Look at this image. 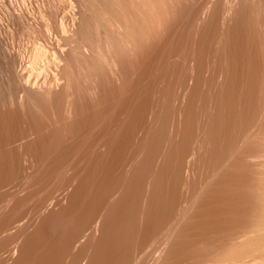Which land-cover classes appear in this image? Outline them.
<instances>
[{
	"label": "rangeland",
	"instance_id": "374dc122",
	"mask_svg": "<svg viewBox=\"0 0 264 264\" xmlns=\"http://www.w3.org/2000/svg\"><path fill=\"white\" fill-rule=\"evenodd\" d=\"M36 1L38 3V9L47 5V0ZM57 1L58 3L59 1H61L60 3L62 4L68 0ZM83 1V4L86 5V9L83 12L85 13L88 31L85 38L81 40L77 38V41L71 44L73 47H76L77 44H81L82 47H84L83 49L87 48L90 51H94L96 49L97 41L95 37V29L97 28L99 30L101 36H103L104 30V28L100 24V14L97 8H101L102 10H104L107 19L111 20V22H113L114 20L117 21V19L120 17V9L122 13H125L126 18L128 17V14H132L134 19H137L138 23L142 24L141 16L134 13L131 9L128 8V6L126 5V0ZM179 1L181 3H185L188 1L187 4L189 3V6L186 5V3L181 5L179 3L178 6L181 7V10L180 8L178 9V6H176L177 8H175V10L177 9V11H174L175 13H173L172 15L175 20L177 19V21H181L182 23L180 22L179 24L177 21V23L174 22V19L170 16V18L172 19L169 20L167 24L169 23V26H174L169 27L166 24L164 26V29L156 30L158 33L162 32V36H160L161 33L158 34L156 32L157 35L155 37V40H153L155 42H152L157 46L153 47L152 45L153 48L151 49V42L148 47L145 48L146 50L144 49V54L142 53L143 57L139 56V58L141 57L142 59H138L139 63L135 62L139 70L137 68L135 70L136 65H133L134 67L132 66V68L130 66L126 67H129L128 69L130 70H133V68L135 70L131 71L133 72L131 75V72H129L130 70L126 69L128 70L126 74L129 72L132 77L128 74L127 76L130 78L129 79L127 76L125 77V74L123 75V77L126 81L122 80L121 83L119 82L123 85L126 82L125 87H127V93L125 87L121 86L119 83V85L115 83L116 86L118 85V90L116 88L115 92L112 91L114 93L111 94L107 91L110 89L109 87L114 86L115 88V85H107L105 91L107 90L106 92L109 94V96L108 94L104 95L106 97L108 96L109 99L107 97V99L105 100V97H101L104 98L100 99L98 103L101 107L97 103L91 104L90 107H85L83 111L86 112L81 111L82 114L79 113V117H75L76 120L78 119V121H76L75 118H72L73 121L70 120V123H67L69 125H67L68 127H64L60 122L53 123L54 121L46 116H43V118L40 119V115H35V117L33 115H30L29 117L32 119L31 120L28 117L29 114L26 115L27 117H25V114L27 113L24 114L20 111L21 114H24L22 117V115L19 114V110H13L9 106H7V108L6 105L0 103V111H2L0 112V264H173L175 263V261V264H197V261H202V259L204 261L206 259L204 255L209 254L207 253V250L210 249L209 245L212 246L215 244L213 241L218 244V242H221L223 239L225 240L227 234L224 235L225 232H223L222 230H224L225 228L226 230L224 231L227 232L230 228H233L232 226L228 225L227 221L229 222V224H233V226L235 227L234 222L236 221H234V219H232L231 221V217L229 215L227 216L228 211L224 212V210L229 209L230 211L232 207H229L233 206L234 201L236 202L233 195L234 193H231L234 191L233 186L236 177L238 180L242 175V173L240 175V172L243 170L238 172L240 169L236 171L235 168H227L226 166H229L230 163V166L234 167L236 165L234 163H237L238 158V162L243 160L244 155L240 153L241 150L242 153L243 151L248 150V152H256L258 150V152H260L258 162L262 165V170H264V0H261V2H259L260 0H233V2L231 3V5L233 6L232 15L230 13L229 16L226 15L224 9L226 8L225 2L228 0H194V2L196 1L195 4H197V2H200L198 3L199 6L198 4L197 6L192 5L194 2L192 1L191 4L190 0ZM71 2L74 3L73 1ZM190 4L191 6L196 8H191ZM209 4H212V9H210L211 7H209L208 10H205V7ZM75 5L77 4L75 3ZM182 5H184V8L187 7L186 11L188 8L191 9H188L189 12L187 11V13L185 11V13H183L184 15L181 13V16V14H179V10L180 12H183V10H185L184 8L182 10ZM250 5L255 7V9L253 7L252 8L256 13L248 12V9L251 7ZM200 6H202L200 10L205 11L204 15H200V13H198V11L200 10L197 7ZM193 9L197 10L195 12L196 15L199 14L202 17H195V15L193 14L194 12L192 13ZM210 10L212 12H210ZM223 11L224 13L222 14ZM213 12H215V14ZM177 14L180 15L179 18H176L178 17ZM192 15L197 18V20L199 18V20L197 22H194L196 20H194L195 18ZM186 16H189L193 22L188 17L186 18ZM171 21H173L174 24H171ZM190 21L191 25H189ZM168 28L174 29L170 31V29ZM165 29H168V32L170 33H165L167 32L165 31ZM178 32H181V34H179ZM190 32H193L194 34ZM163 33L166 35L164 36ZM189 35H191V37ZM18 37L20 38V48L23 52L27 50V48L32 47L33 40L29 35H23L19 33ZM157 37L159 38L158 40H162L159 42H164L160 47L158 46L160 44L156 42ZM162 37L164 38V40ZM181 37H183V41ZM168 38L170 39V41L168 40ZM164 44L165 46L167 44L169 46L165 47ZM174 46L176 47V49L174 48ZM147 48L152 51L153 49L154 51L156 50L157 53H155L156 55L158 54L159 57L155 56V54L151 51H147ZM159 48H162V50ZM158 49L161 50V52L159 51L160 53H158ZM178 50L180 53L178 52ZM145 51L148 52V54L151 52L150 54H152L153 58L151 57V59H149L150 55H147ZM173 55L174 57H172ZM165 56L166 59H164ZM157 59L160 61H158ZM167 59L168 61H166ZM192 59L194 61L196 59L195 63L197 65L195 68V63ZM146 61H148L149 63ZM151 62H153L154 65ZM146 63H148L147 65L149 66H146ZM177 63L178 65H180L178 66ZM141 64H144L145 67ZM138 66L141 68H139ZM160 66L162 67L160 68ZM149 68L152 70H150ZM199 69L201 70L199 71ZM148 72L151 73V75ZM153 72L155 73L153 74ZM196 72L199 74V77L195 76ZM134 73H136V75ZM139 73L145 75L141 76V74ZM176 74H178V77ZM139 76L142 77V79L140 78L139 80L138 78L137 80V77ZM159 76H162V78ZM192 76H195L193 77V79L198 78L197 86L195 85L194 81L193 83L191 82L189 84V82L191 81V79L189 78H192ZM134 81H136L137 83H134ZM132 84H136L137 86H133ZM193 85H195L196 87L194 88ZM119 86L122 87V90H120L121 87ZM147 86L150 87V89ZM137 88H139V90ZM111 89L109 90L110 92ZM195 90H197V92ZM124 91L125 94H127L126 96H124ZM141 91L143 92L142 94ZM128 93L133 94L131 95ZM176 93L178 96L176 95ZM195 94H198V96H195ZM190 95H192L193 98H191L192 96L190 97ZM118 96L120 98H117ZM144 97L146 101L144 100ZM193 99H195L194 102ZM129 100L131 102H129ZM113 101L115 103L117 102V105ZM119 103H121L120 106ZM92 105H96L95 108ZM3 107H6L7 112ZM105 107L106 109H104ZM90 108H92V110ZM99 108L100 110H98ZM113 108L116 109L114 110ZM90 110L91 112L93 111L94 114L87 113L90 112ZM12 111H14L15 113ZM100 111L102 115L105 114L106 116L104 117V115H100ZM113 111L114 113H112ZM131 112L132 115H130ZM249 112L251 113L249 114ZM4 113H7L8 115ZM16 113L18 114L16 115ZM85 113L86 115H84ZM95 113L96 115H98L96 116ZM15 115L18 116L19 119ZM12 116L14 118H12ZM80 116L81 118H83L81 119ZM93 116L95 118L99 117L97 118L98 121H96ZM180 116L183 118L181 119ZM113 117L115 118L113 119ZM24 119L27 121L26 123ZM44 119L48 120L49 122ZM168 119L169 123L167 122ZM10 120L12 121L10 122ZM41 120L42 122L43 120L45 122L42 123ZM80 120L85 121L81 122ZM136 120L138 121V124ZM180 120L185 122V124L184 122L180 123L187 128H183V125H180ZM143 121L144 123H142ZM177 121L179 123V126H177L176 124ZM8 122L11 124H9ZM36 122L38 125L36 124ZM99 122L101 123V125H99ZM116 122H118L119 125ZM148 122L150 123V125ZM48 123H51V127H55L56 125V130L52 127L54 131L63 133L59 134V136L58 132H56V134L53 131L51 132V127L48 126ZM107 123L109 124L107 125ZM39 124L42 126H40ZM105 124L107 125V127ZM131 124L133 125L131 126ZM169 124L172 129L170 126H168ZM26 125H28V127H26ZM71 125L77 126L75 130ZM34 126L40 127H36L38 129L37 130L36 128H34ZM44 126L46 127V129L50 128V133L48 130L45 131L46 129ZM58 127H62L63 129H65L63 130ZM84 127L86 128V130ZM30 128H32L31 131L35 129L34 131L37 134L35 132H31ZM99 128L102 130H100ZM105 128L106 130L104 131ZM181 128L183 132L180 130ZM68 130L71 131L69 132ZM179 130L183 133V136H180L181 133H179ZM82 131L83 133H81ZM23 132L26 135L23 134ZM13 133L14 135H12ZM44 133L47 134L45 135ZM51 133L54 134H52L51 136ZM21 134H23L24 137L23 135L21 136ZM88 134L92 137H90ZM169 134L171 135V137ZM228 134L230 136H227ZM237 134L238 136H240L237 137ZM17 136H20L21 138L23 137L24 139L22 138L23 140H21V138ZM29 136H31V138H28ZM69 136L71 137L69 138ZM76 136L81 139L79 140V138H76ZM117 136L118 138H116ZM248 136L249 139L246 138ZM167 137H169L170 139ZM180 137H183V139H180ZM18 138L20 142L17 141ZM94 138L95 140H93ZM146 138L150 140H147ZM49 139L51 143L49 142ZM61 139L63 140L61 141ZM88 139H90L91 141ZM235 139L237 141H235ZM58 140L62 142V145ZM22 141H24V145ZM40 141H43V143H41ZM201 141L202 143L200 144ZM54 142L56 143L55 145H53ZM178 142L182 144L179 145ZM185 142L186 146L188 145L191 147L187 146V148L185 146ZM7 143L9 144L7 145ZM101 143L104 145H102ZM41 144H43V146ZM97 144L100 145V148ZM225 144L226 149L228 150L225 149ZM58 145L60 147V150L62 149L61 151H59V148H57ZM88 145L95 146H92L91 148V146L89 147ZM47 146L49 149L46 148ZM71 146H73L74 148H72ZM177 146L179 147L177 148ZM195 146L196 148H199V146L200 148H202L196 150V152L198 151V154L196 155L197 159L193 164V174L189 175L190 177H186L185 175L182 177V174L180 172H183V160H181V154L184 151L183 149L190 151L191 148H194ZM210 146L212 147L210 148ZM242 148H247V150H243ZM52 149H55L56 151H53ZM82 149H85V151H83ZM74 151H78L80 153L77 154ZM46 152L48 153L46 154ZM101 152H103V154ZM224 152L227 154H225ZM86 153L88 154L86 155ZM44 154L46 155L44 156ZM169 154H172V156H174L173 158H170V161L172 159H175V161H177L174 162L173 160V165L171 164L172 161L171 163H167L169 162ZM179 154V160L181 161V163H179L180 161H178ZM237 155L242 156V160ZM169 157H171V155ZM235 157L237 158V160ZM227 159L229 160V162L226 166H223V162H225ZM230 160L235 162L233 163ZM232 163L234 166L232 165ZM175 164L177 165V167ZM210 164H213V166H210ZM175 168L179 171L175 170ZM244 171L248 172L247 169H244ZM230 172H234L236 173L235 175H239L235 177L234 174H229ZM246 173L244 172L241 177L245 176ZM167 174L169 175V177L171 175V177H175L174 180L172 178V180L175 182H171V177L169 178ZM202 177L204 179H202ZM223 177H225L226 179ZM179 179L180 181H183V184L182 182L179 183ZM181 179H184L185 181ZM197 180L199 181L198 183ZM226 180L228 181V184ZM169 181L172 186L170 185ZM213 181L215 182L213 183ZM221 182H223L222 185H220ZM239 182L240 180L237 181L236 184H238ZM184 184L187 186H184ZM218 184L220 186H218ZM169 186L173 188H170ZM227 186H230L229 188L233 190L231 191ZM183 188L186 191L182 192ZM195 190L198 191H196L197 195L199 194L196 199H194ZM214 190L216 192H213ZM217 193H219L218 197ZM228 193H230L229 196ZM187 194L189 197L187 196ZM168 195L171 196V198ZM172 195L174 196L172 197ZM163 196H165L166 199ZM190 196H192L193 198H191ZM215 196L217 197V199H215ZM163 198L166 201H163ZM168 198L171 200H169ZM186 199L191 201V209H188V211H186V214H184L185 212L183 211L184 213L182 214L185 218H179V215H182L180 213V209L182 207L180 205L183 204L181 201H185ZM198 200H201V203H203L204 205H200V202ZM222 200H225L226 203ZM169 201H172L173 203H170ZM176 201L180 202L177 204ZM228 201L230 202V204L228 203ZM166 202H169L167 206ZM222 204H224L223 207ZM216 210H223V213L225 214H222V212L220 213V211L217 212ZM205 214H207L208 217ZM215 214H217L219 218ZM190 215L192 216V218H190ZM213 215H215L216 218H214ZM205 217H207L206 221ZM202 218L204 220H202ZM196 219H199L200 221ZM219 219H221L222 222ZM165 222H169L167 223L169 226L167 224L165 225ZM209 222L210 225H208ZM223 222L227 223V228L223 227L225 225ZM187 223L189 225H187ZM202 224H205L204 227ZM188 226L192 228L189 227L188 229H186L185 227ZM210 227L214 228L211 229ZM216 227L220 228L222 232ZM205 230L209 233L210 231L214 233L217 230L218 232H215L217 234V237L215 236V233L209 234ZM198 231L201 232H199L198 234ZM207 235H209L208 237L210 238V240ZM187 236H189V238H192L193 241L191 239H187ZM205 237H207V239ZM213 238H216L217 240L218 238L219 240L221 238L222 239L221 241H217L216 239L213 240ZM198 240L200 241L198 242ZM188 241H190V243ZM209 241L211 243L213 242L214 244H209ZM170 242L172 243V245ZM181 243L183 244V246ZM200 243L206 245L202 246ZM207 243L209 244L208 246ZM178 244L180 245V247ZM186 246L188 247L186 248ZM205 246L209 248H206ZM204 247L206 250L203 249ZM199 248H201L204 252L206 251L205 254ZM196 251L197 253H199L197 254ZM172 252H175V256ZM210 255L211 254H209V256ZM191 256L194 258H190ZM201 256H203L205 259L201 258ZM198 257L200 258V260ZM243 264H264V250L262 252H252L245 259V262Z\"/></svg>",
	"mask_w": 264,
	"mask_h": 264
},
{
	"label": "bare ground",
	"instance_id": "6f19581e",
	"mask_svg": "<svg viewBox=\"0 0 264 264\" xmlns=\"http://www.w3.org/2000/svg\"><path fill=\"white\" fill-rule=\"evenodd\" d=\"M71 1H73L74 3H72ZM68 0V1H65L64 3H60L61 1H58L57 0H47V5L45 7H40V9H38V3L36 0H0V103L1 104H4L7 106H9L10 108H12L13 110H19V114L20 111L23 112L25 114V117H27L26 115H28V117L30 115H33L35 117V115H40V119L43 118V116L45 117H48V118H51L53 121V123H56V122H60L61 124H63L64 127H66L68 124L67 123H70L69 121H73L72 118L74 119L76 116L79 117V113L82 112H86V111H83L85 107L89 106L91 104H95V103H99L100 99H104V98H101V97H105V100L107 99V97L109 96V93L113 94L117 88V86L123 81H126L123 77V75L126 74V72L130 69L126 68L127 66H130L132 68L133 65H136L135 66V70L137 68V64L136 63H139L138 62V59L141 60L139 58V56H142L143 57V54H144V49L146 47H148V45L153 41L155 40V37L157 35V31L156 30H159V29H164V26L167 24V22H169V20H171L172 18L174 19V22L177 21V19L175 20L174 17H172L173 13H175L174 11H177V9L175 10V8H177L176 6L180 5L181 4H187V2L185 3H181L179 0H126V5L128 6L129 9H131L134 13L138 14L141 16V23L142 24H139L137 19H134L133 15L132 14H128V17L126 18L125 17V13H122L119 9V13H120V17L116 20H114L113 22H111V20H108L107 19V16L106 14L104 13V10H102L101 8H97L99 10V14H100V24L101 26L104 28L103 30V36L100 35V32L99 30L96 28L95 29V37H96V41H97V45H96V49L94 51H90L89 49L85 48L83 49L84 47H82L81 44H77L76 47H73L71 44L72 43H75L77 41V38L79 40L83 39L86 37V33L88 31V28H87V22H86V18H85V13L83 12L85 9H86V5L83 4L84 1L83 0ZM179 1V2H178ZM183 1V0H182ZM194 2V0H190V3L191 2ZM197 1V0H196ZM196 1L192 4V5H196L200 2H197ZM199 1V0H198ZM236 1V0H235ZM233 2V0H228L225 2L226 4V8L225 9V13L226 15H232V8L233 6L231 5V3ZM254 2V1H253ZM261 2V0L259 1ZM75 3L77 5H75ZM235 3V2H234ZM190 4V6H191ZM252 4V2H251ZM185 5V7H186ZM184 5H182V10H183V7ZM189 6V5H188ZM199 6V4H198ZM224 6V5H223ZM251 7L248 9L249 13H253L255 12L253 10V8L255 9V7H253L252 5H250ZM193 6H191L192 8ZM202 6L200 7H197L199 10ZM209 7H211L210 9H212V4H209L208 6L205 7V10H208ZM253 7V8H252ZM180 8L181 10V7L178 6V9ZM187 8V7H186ZM186 8H184L185 10H183V12H180L179 10V14H183L185 13L186 11ZM191 8H188V9H191ZM194 9L196 7H193ZM187 9V11H188ZM192 11V13L196 16H200V15H204L205 11L203 10H200L198 11V13H200V15H196V11L197 10H194ZM186 11V13H187ZM215 11V10H214ZM222 11V10H221ZM189 12V11H188ZM210 12H212L210 10ZM216 12V11H215ZM215 12H213L215 14ZM178 13V12H177ZM191 13V12H190ZM189 13V15H190ZM224 13V11L222 12V14ZM256 13V12H255ZM181 14V16H182ZM184 15V14H183ZM187 15V14H186ZM225 15V14H224ZM170 16L172 18H170ZM178 17L176 18H179L180 15L177 14ZM193 16V15H192ZM191 16V17H192ZM184 17V16H183ZM189 18L191 19L189 16H186V18ZM194 17V16H193ZM194 17V18H195ZM202 17V16H200ZM213 18V17H212ZM188 19V21H189ZM226 19V18H225ZM180 20V19H178ZM194 22H197L199 20H197V18H195ZM201 20V19H200ZM212 20V19H211ZM210 20V21H211ZM187 21V20H186ZM192 21V19H191ZM191 21H190V24L191 25ZM173 21H171V24H174ZM179 24L180 22L177 21ZM176 22V23H177ZM193 22V21H192ZM182 23V22H181ZM185 23V22H184ZM169 24V23H168ZM167 24V26H169ZM177 24V25H179ZM196 24V23H195ZM176 25V24H175ZM198 25V24H197ZM166 26V27H167ZM174 25H170L169 27H173ZM183 26V24H182ZM176 27V26H175ZM179 27V26H177ZM186 27V26H185ZM181 28V27H180ZM190 28V27H189ZM194 28H197V27H194ZM170 29V28H168ZM168 29H165V33H170L168 32ZM174 29V28H171L170 31ZM192 30V29H191ZM189 30V31H191ZM162 31V30H160ZM180 31V30H179ZM157 32V33H156ZM199 32V31H198ZM21 33L23 35L27 34L29 35L32 40H33V43H32V47H29L27 48V50H25L24 52L21 50L20 48V38L18 37V34ZM160 36H162V32H159L158 34H160ZM179 33V32H178ZM190 33H193V32H190ZM200 33V32H199ZM198 33V34H199ZM181 34V32L179 33ZM194 34V33H193ZM163 35L165 36L166 34L163 33ZM200 35V34H199ZM163 36V37H164ZM183 36V35H182ZM191 37V35H189ZM159 37V36H158ZM156 38L157 40L159 38ZM162 37V38H163ZM168 37V35H167ZM186 37V36H185ZM184 37V38H185ZM188 37V35H187ZM189 37V39H190ZM161 38V37H160ZM170 38V36H169ZM168 38V40L170 41V39ZM183 37H181L182 39ZM193 38V37H192ZM179 39V38H178ZM156 42L159 43L160 45H158L159 47L161 46V42L159 41H162L161 39L158 40ZM164 40V38H163ZM167 40V39H166ZM183 41V39H182ZM198 41V40H197ZM155 42V41H153ZM152 42L151 44V49L154 47V46H157V45H154ZM167 43V42H166ZM169 43V42H168ZM200 43V41H199ZM185 44V43H183ZM153 45V47H152ZM192 45V44H191ZM198 45V44H197ZM163 46V45H162ZM165 46V44H164ZM166 46H169L168 44ZM165 46V47H166ZM195 46V45H194ZM149 47V49H150ZM179 47V46H178ZM181 47V46H180ZM193 47V46H192ZM198 47V46H197ZM174 48L176 49V47L174 46ZM186 48V47H185ZM148 49V48H147ZM147 50V51H151L152 53L155 54V56L159 57L158 54L156 55V50L153 51L152 50ZM162 50V48H159ZM158 49V53L161 52V50ZM164 49V48H163ZM170 49V48H169ZM173 49V48H172ZM178 49V48H177ZM181 49V48H180ZM146 50V49H145ZM174 50V49H173ZM160 51V52H159ZM165 51V50H164ZM163 51V52H164ZM176 51V50H174ZM182 51V50H181ZM192 51V50H191ZM146 52V51H145ZM150 52V53H151ZM156 52V53H155ZM170 52V51H168ZM177 52V51H176ZM179 52V50H178ZM195 52V51H194ZM143 53V54H142ZM147 55H150L149 56V59H151V57L153 58L152 54H148V52H146ZM145 53V54H146ZM166 53V52H165ZM174 53V52H173ZM171 53V54H173ZM180 53V52H179ZM191 53V52H190ZM198 53V52H197ZM196 53V54H197ZM175 54V53H174ZM160 55V54H159ZM179 55V54H178ZM146 56V55H145ZM161 56V55H160ZM163 56V55H162ZM176 56V55H175ZM193 56V55H192ZM199 56V54H198ZM147 57V56H146ZM174 57V55L172 56ZM169 58V57H168ZM181 58V57H180ZM191 58V57H189ZM144 59V58H143ZM166 59V56L165 58ZM137 60V61H136ZM148 60V59H147ZM158 60V59H157ZM173 60V59H172ZM183 60V58H182ZM186 60V59H185ZM191 60V59H190ZM193 60V59H192ZM150 61V60H149ZM155 61V60H153ZM160 61V60H158ZM164 61V60H162ZM161 61V62H162ZM168 61V59L166 60ZM171 61V60H169ZM174 61V60H173ZM177 61V60H176ZM179 61V59H178ZM196 61V59H195ZM195 61L193 60V62L195 63ZM143 62V60H142ZM148 62V61H146ZM184 62V61H183ZM149 63V62H148ZM148 63H146L145 65L146 66H149L147 65ZM153 63V62H151ZM165 63V62H163ZM139 65V64H138ZM142 65V64H141ZM154 65V63H153ZM162 65V64H161ZM178 65V63H177ZM180 65V64H179ZM178 65V66H179ZM196 63H195V66L194 68L196 67ZM144 66V64L142 65ZM151 66V65H150ZM199 66V65H198ZM197 66V67H198ZM134 67V66H133ZM139 67V66H138ZM145 67V66H144ZM158 67V66H157ZM162 66H160L161 68ZM164 67V66H163ZM176 67V65H175ZM141 68V67H139ZM178 68V67H177ZM193 68V69H194ZM128 69V70H126ZM138 69V68H137ZM150 69V68H149ZM157 69V68H156ZM168 69V68H167ZM166 69V70H167ZM173 69V68H171ZM170 69V71H171ZM192 69V70H193ZM197 69V68H196ZM134 68L133 70H130L129 72L131 71H135ZM139 70V69H138ZM152 70V69H150ZM155 70V69H154ZM181 70V69H180ZM201 69H199L200 71ZM149 71V70H148ZM163 71V70H162ZM160 71V72H162ZM176 71V70H175ZM178 71V70H177ZM196 71V70H195ZM129 72L125 75V77L129 74ZM138 72V71H137ZM150 72V71H149ZM148 72V73H149ZM158 72V73H160ZM198 72V70H197ZM196 72V75L195 76H198L199 77V74ZM133 72H131V75H132ZM147 73V72H146ZM155 72H153L154 74ZM171 73V72H169ZM173 73V71H172ZM195 73V72H194ZM201 73V72H199ZM136 75V73H134ZM141 74V76L143 75L142 73H139ZM151 75V73H149ZM167 74V73H166ZM175 74V73H174ZM198 74V75H197ZM130 75V74H129ZM130 75V76H131ZM138 75V74H137ZM145 75V74H144ZM143 75V76H144ZM159 75V74H158ZM177 77H178V74H176ZM149 76V75H147ZM195 76H192V78H189L191 79V81L189 82V84L193 81L195 83V85L197 86V81H198V78L196 79H193V77ZM128 77V76H127ZM132 77V76H131ZM154 77V76H153ZM162 78V76H159ZM165 77V76H164ZM201 77V76H200ZM129 78V77H128ZM127 78V80H128ZM140 80V78L142 79V77H137V80ZM144 78V77H143ZM152 78V77H151ZM130 79V78H129ZM134 79V78H133ZM149 79V78H148ZM146 79V80H148ZM157 79V77H156ZM188 79V78H187ZM200 79V78H199ZM145 80V81H146ZM166 80V79H164ZM133 81V80H132ZM152 81V80H151ZM180 81V80H179ZM189 81V80H188ZM196 81V82H195ZM200 81V80H199ZM120 82V83H119ZM136 81H134L135 83ZM144 82V81H142ZM149 82V81H148ZM118 84L117 86L115 85ZM126 83V82H125ZM125 83L124 85L123 84H120L121 86L125 87ZM137 83V82H136ZM141 83V82H139ZM154 83V82H153ZM111 84L115 85V88L114 86H112ZM179 84V83H178ZM201 84V83H200ZM107 85H110L112 87H109L111 89V92L108 90L105 91ZM127 85V84H126ZM131 85V83H130ZM129 85V87H130ZM133 86H135L134 84H132ZM144 85V84H143ZM146 85V84H145ZM152 85V84H150ZM195 85L194 88L196 87ZM119 86V87H121ZM137 86V85H136ZM149 86V85H148ZM147 86V87H148ZM184 86V85H182ZM132 87V86H131ZM145 87V86H144ZM178 87V86H177ZM200 87V86H199ZM127 87H125V90H126ZM150 89V87H148ZM193 88V90H194ZM132 89V88H130ZM135 89V88H134ZM139 90V88H137ZM136 89V90H137ZM148 89V90H149ZM177 89V88H176ZM184 89V88H183ZM187 89V88H185ZM118 90V88H117ZM122 90V87L121 89ZM141 90V89H140ZM147 90V91H148ZM182 90V89H181ZM114 91V92H112ZM128 90H126V93H127ZM144 91V90H143ZM190 91V90H189ZM197 92V90H195ZM194 91V92H195ZM199 91H200V88H199ZM120 92V91H119ZM123 92V91H122ZM137 92V91H136ZM135 92V93H136ZM181 92V91H180ZM185 92V91H184ZM188 92V91H187ZM193 92V93H194ZM118 93V92H117ZM143 92L141 91V94ZM183 93V92H182ZM104 94H108V96L106 97ZM119 94V93H118ZM124 94H125V91H124ZM128 94H131V93H128ZM133 94V93H132ZM131 94V95H132ZM192 94V93H191ZM115 95V94H114ZM121 95V94H120ZM127 94H125L124 96H126ZM135 95V94H134ZM133 95V96H134ZM144 95V94H143ZM177 95V93H176ZM198 96V94H195V96ZM132 96V97H133ZM138 96V95H137ZM136 96V98H137ZM178 96V95H177ZM181 96V95H180ZM183 96V95H182ZM192 95H190L191 97ZM111 97V96H110ZM131 97V98H132ZM176 97V96H175ZM174 97V98H175ZM113 98V97H112ZM117 98H120L119 96ZM134 98V97H133ZM132 98V99H133ZM193 98V96L191 97ZM109 99V97H108ZM111 99V98H110ZM177 99V98H176ZM104 100V101H105ZM123 100V99H122ZM144 100H145V97H144ZM189 100V99H188ZM195 99H193V102H194ZM102 101V100H101ZM103 101V102H104ZM108 101V100H107ZM112 101V100H111ZM118 101V99H117ZM128 101V100H127ZM135 101V100H134ZM146 101V100H145ZM183 101V100H182ZM114 102V101H113ZM129 102H131L129 100ZM106 103V102H105ZM115 103V102H114ZM113 103V104H114ZM117 103V102H116ZM115 103V104H116ZM122 103V102H121ZM119 103V106L120 104ZM175 103V102H174ZM178 103V102H177ZM101 104V103H100ZM108 104V103H107ZM125 104V103H124ZM185 104V103H184ZM183 104V105H184ZM187 104V103H186ZM3 105V106H4ZM99 105V104H98ZM117 105V104H116ZM123 105V104H122ZM132 105V104H131ZM147 105V104H146ZM175 105V104H174ZM93 106V105H92ZM91 106V107H92ZM96 105H94L93 107L95 108ZM100 106V105H99ZM98 106V107H99ZM103 106V105H102ZM114 106V105H113ZM112 106V107H113ZM127 106V105H126ZM148 106V105H147ZM181 106V105H180ZM2 107V106H1ZM6 107L4 108V110L6 111ZM101 107V106H100ZM104 107V106H103ZM128 107V106H127ZM173 107V106H172ZM8 108V107H7ZM9 108V109H10ZM111 108V107H110ZM184 108V107H182ZM89 109V108H88ZM92 110V108H90ZM106 109V107L104 108ZM114 109V108H113ZM116 109V108H115ZM114 109V110H115ZM123 109V108H122ZM129 109V108H128ZM127 109V110H128ZM177 109V108H176ZM87 112V113H93V111L91 112ZM96 110V109H95ZM100 110V108L98 109ZM102 110V109H101ZM109 110V109H108ZM107 110V111H108ZM179 110V109H178ZM191 110V109H190ZM189 110V111H190ZM3 111V112H5ZM111 111V110H110ZM117 111V110H116ZM2 112V111H0ZM7 112V111H6ZM14 112V111H12ZM95 112V111H94ZM104 112V111H103ZM172 112V111H171ZM15 113V112H14ZM21 114L22 117L24 114ZM98 113V112H97ZM111 113V112H109ZM114 113V111L112 112ZM123 113V112H122ZM126 113V112H125ZM129 113V112H128ZM140 113V112H139ZM142 113V111H141ZM149 113V112H148ZM147 113V114H148ZM177 113V112H176ZM179 113V112H178ZM251 112H249L250 114ZM6 115H8L7 113H4ZM18 113H16L17 115ZM82 114V113H81ZM94 114V113H93ZM99 114V113H98ZM97 114V115H98ZM116 114V113H115ZM180 114V113H179ZM1 115V114H0ZM12 115V113H11ZM14 115V114H13ZM15 115V116H16ZM86 115V113L84 114ZM96 115V113H95ZM94 115V116H95ZM96 115V116H97ZM100 115L101 114V111H100ZM104 117L106 116L105 114H103ZM102 115V116H103ZM126 115V114H125ZM132 115V112L131 114ZM139 115V114H137ZM248 115V114H247ZM10 116V115H9ZM89 116V115H88ZM93 116V117H94ZM113 116V115H112ZM2 117V116H1ZM5 117V115H4ZM8 117V116H7ZM6 117V118H7ZM18 117V116H16ZM21 117V116H20ZM32 117V116H31ZM109 117V116H108ZM111 117V116H110ZM126 117V116H125ZM131 117V116H130ZM138 117V116H137ZM145 117V116H144ZM181 117V116H180ZM247 117V116H246ZM12 118H14L12 116ZM11 118V119H12ZM30 118V117H29ZM38 118V117H36ZM47 118V119H48ZM81 118V116H80ZM83 118V117H82ZM81 118V119H82ZM89 118V117H88ZM95 118V117H94ZM99 118V117H97ZM96 119V121H98ZM103 118V117H102ZM115 117H113L114 119ZM117 118V117H116ZM132 118V117H131ZM140 118V117H139ZM142 118V117H141ZM183 117H181L182 119ZM3 119V118H1ZM8 119V118H7ZM6 119V120H7ZM17 119V118H16ZM19 119V117H18ZM17 119V120H18ZM26 119V118H25ZM24 119L25 123L27 122L26 120ZM28 119V118H27ZM31 119V118H30ZM29 119V120H30ZM107 119V118H106ZM105 119V120H106ZM126 119V118H125ZM134 119V117H133ZM179 119V118H178ZM249 119V118H248ZM5 120V118H4ZM23 120V119H22ZM28 120V121H29ZM32 120V119H31ZM38 120V119H37ZM46 120V119H44ZM43 120V122H45ZM50 120V119H49ZM76 120V118H75ZM74 120V121H75ZM102 120V119H100ZM120 120V119H119ZM118 120V121H119ZM128 120V119H127ZM144 120V119H142ZM147 120V119H146ZM173 120V119H172ZM176 120V118H175ZM185 120V119H183ZM12 120H10L11 122ZM13 121H16V120H13ZM19 121V120H18ZM39 121V120H38ZM47 122H49L48 120H46ZM78 121V119L76 120ZM81 121V120H80ZM83 121V120H82ZM81 121V122H82ZM85 121V120H84ZM83 121V122H84ZM87 121V120H86ZM94 121V120H93ZM108 121V120H107ZM135 121V120H134ZM137 121V120H136ZM3 122V121H2ZM20 122V121H19ZM35 122V120H34ZM42 122V120H41ZM42 122V123H43ZM51 122V123H52ZM104 122V121H103ZM150 122V121H149ZM148 122V123H149ZM167 122L169 123V119L167 120ZM175 122V121H174ZM173 122V123H174ZM180 122H184L182 120L179 121ZM4 123V122H3ZM6 123V122H5ZM9 123V122H8ZM32 123V122H31ZM51 123H48V126L51 127ZM73 123V122H72ZM76 123V122H75ZM79 123V122H78ZM92 123V122H91ZM100 123V122H99ZM98 123V124H99ZM118 123V122H116ZM115 123V124H116ZM144 123V121L142 122ZM147 123V124H148ZM167 123V124H168ZM178 121H177V126H179L178 124ZM188 123V122H187ZM11 124V123H9ZM24 124V123H23ZM28 124V123H27ZM33 124V123H32ZM35 124V123H34ZM37 124V122H36ZM45 124V123H44ZM50 124V125H49ZM74 124V123H73ZM90 124V123H89ZM104 124V123H103ZM109 123H107L108 125ZM137 124H138V121H137ZM185 124V122H184ZM38 125V124H37ZM40 125V124H39ZM77 125V124H76ZM84 125V123H83ZM88 125V124H87ZM101 125V123L99 124ZM106 125V124H105ZM106 125V127H107ZM119 125V123H118ZM133 124H131L132 126ZM150 125V123H149ZM175 125V124H174ZM180 125H183L180 123ZM187 125V124H186ZM191 125V124H190ZM30 126V125H29ZM33 126V125H32ZM31 126V127H32ZM42 126V125H40ZM39 126V127H40ZM46 126V125H45ZM44 126V127H45ZM60 126V124H59ZM69 126V125H68ZM67 126V127H68ZM72 126V125H71ZM80 126V125H79ZM78 126V127H79ZM94 126V125H93ZM93 126H92V129H93ZM111 126V125H110ZM109 126V127H110ZM136 126V125H135ZM167 126V125H166ZM170 126V124L168 125ZM176 126V127H177ZM188 126V125H187ZM7 127V125H6ZM5 127V128H6ZM9 127V126H8ZM23 127V126H22ZM26 127H28V125H26ZM25 127V128H26ZM38 126H34V128H36ZM38 127V128H39ZM53 127V126H52ZM51 127V132H58V135L59 134H62L63 132L60 130V129H63L62 127H58L60 128L59 130L62 132V133H59V131H54V129H52ZM56 127V125H55ZM53 127V128H55ZM74 127V130L77 126H72ZM86 127V126H85ZM84 127V128H85ZM101 127V126H100ZM171 127V126H170ZM183 128L185 127L184 125L182 126ZM192 127V126H191ZM242 127V126H241ZM4 128V129H5ZM33 128V127H32ZM30 128V131L31 129ZM43 128V127H42ZM49 128V127H48ZM70 128V127H69ZM83 128V127H82ZM87 128V127H86ZM85 128V130H86ZM179 128V127H178ZM187 128V127H185ZM249 128V127H248ZM7 129V128H6ZM37 129V128H36ZM46 129V127H45ZM50 129V128H49ZM49 129H46L45 131H49ZM65 129V128H64ZM63 129V130H64ZM89 129V128H88ZM91 129V127H90ZM100 129V128H99ZM168 129V128H167ZM170 129V128H169ZM172 129V127H171ZM192 129V128H191ZM35 130V129H34ZM31 131V132H35V131ZM38 130V129H37ZM56 130V128H55ZM84 130V131H85ZM95 130V129H94ZM102 130V129H100ZM106 130V128L104 129V131ZM150 130V129H149ZM182 132V128L180 129ZM179 130V133L180 136L183 134L182 132H180ZM186 130V129H185ZM243 130V129H242ZM29 131V130H28ZM41 131V130H40ZM66 131V130H65ZM64 131V133H65ZM69 131V130H68ZM71 131V130H70ZM69 131V132H70ZM92 131V130H91ZM173 131V130H172ZM175 131V130H174ZM177 131V130H176ZM187 131V130H186ZM191 131V130H190ZM240 131V129H239ZM39 132V131H37ZM42 132V131H41ZM39 132V133H41ZM75 132V131H74ZM192 132V131H191ZM222 132V131H221ZM36 133V132H35ZM38 133V135H39ZM50 133V131H49ZM73 133V132H72ZM83 133V131L81 132ZM96 133V131H95ZM174 133V132H173ZM172 133V134H173ZM185 133V132H184ZM193 133V132H192ZM18 134V133H17ZM23 134H25L23 132ZM21 134V136L23 135ZM31 134V133H30ZM34 134V133H33ZM37 134V133H36ZM45 134V133H44ZM47 134V133H46ZM45 134V135H46ZM52 134L54 133H51L50 135L52 136ZM90 134V133H89ZM88 134V135H89ZM131 134V133H130ZM168 134V133H167ZM194 134V133H193ZM14 135V133L12 134ZM26 135V134H25ZM35 135V134H34ZM84 135V134H83ZM94 135V134H92ZM98 135V134H97ZM117 135V134H116ZM129 135V134H128ZM170 135V134H169ZM218 135V134H217ZM222 135V134H221ZM60 136V135H59ZM66 136V135H65ZM85 136V135H84ZM90 136V135H89ZM150 136V134H149ZM183 136V135H182ZM219 136V135H218ZM224 136V135H222ZM227 136H230L229 134ZM237 137L238 134L236 135ZM244 136V135H243ZM8 137V136H7ZM14 137V136H13ZM12 137V139H13ZM19 138H21L20 136H17ZM16 137V138H17ZM24 137V135H23ZM22 137V138H23ZM34 137V136H33ZM46 137V136H45ZM56 137V136H55ZM71 136H69L70 138ZM74 137V136H72ZM78 136H76L77 138ZM81 137V136H80ZM92 137V136H90ZM146 137V135H145ZM171 137V135H170ZM179 137V136H178ZM225 137V136H224ZM235 137V136H233ZM19 138L17 139L18 142L19 141ZM21 138V140H23ZM28 138H31V136H29ZM57 138V137H56ZM59 138V137H58ZM62 138V137H60ZM79 138V137H78ZM87 138V137H86ZM96 138V137H95ZM95 138L93 140H95ZM99 138V137H98ZM118 138V136L116 137ZM128 138V137H127ZM169 138V137H167ZM173 138V137H172ZM171 138V139H172ZM183 139V137H180V139ZM210 138V137H209ZM208 138V139H209ZM228 138V137H227ZM244 138V137H242ZM249 139V136L246 137ZM4 139V138H3ZM9 139V138H8ZM7 139V140H8ZM15 139V138H14ZM38 139V138H37ZM45 139V138H44ZM51 139V138H50ZM50 139H49V142H50ZM53 139H54V136H53ZM81 138H79L80 140ZM85 139V138H84ZM147 139V138H146ZM170 139V138H169ZM219 139V138H218ZM231 139V137H230ZM233 139V138H232ZM241 139V138H240ZM10 140V139H9ZM33 140V139H32ZM43 140V139H42ZM48 140V138H47ZM57 140V139H56ZM60 140V139H59ZM58 140V141H59ZM63 139H61L62 141ZM65 140V139H64ZM70 140V139H69ZM79 140H78V143H79ZM90 140V139H88ZM100 140V139H99ZM144 140V138H143ZM147 140H150V139H147ZM166 140V139H165ZM173 140V139H172ZM185 140V139H184ZM188 140V139H186ZM222 140V139H221ZM239 140V139H238ZM242 140V139H241ZM240 140V141H241ZM16 141V142H17ZM61 141L60 144L62 143ZM66 141V140H65ZM91 141V140H90ZM168 141V140H167ZM181 141V140H180ZM194 141V140H193ZM198 141V139H197ZM196 141V142H197ZM203 141V140H202ZM202 141L200 142V144L202 143ZM212 141V140H211ZM226 141V140H225ZM235 141H237L235 139ZM238 141V142H240ZM13 142V141H12ZM23 142V145H24V141ZM32 142V141H31ZM41 142V141H40ZM47 142V141H46ZM67 142V141H66ZM74 142V141H73ZM77 142V140H76ZM87 142V140H86ZM89 142V141H88ZM98 142V141H97ZM114 142V141H113ZM148 142V141H146ZM173 142V141H172ZM207 142V141H206ZM231 142V141H230ZM237 142V143H238ZM3 143V141H2ZM34 143V142H33ZM43 143V141L41 142ZM51 143V142H50ZM49 143V144H50ZM92 143V142H90ZM94 143V142H93ZM169 143V142H168ZM177 143V142H176ZM175 143V144H176ZM190 143V142H189ZM188 143V144H189ZM227 143V142H226ZM244 143V142H243ZM9 143H7L8 145ZM14 144V143H13ZM19 144V143H18ZM47 144V143H46ZM56 143L54 142L53 145H55ZM64 144V142H63ZM102 144V143H101ZM172 144V143H171ZM178 144H182L180 142H178ZM197 144V143H196ZM209 144V143H208ZM212 144V143H210ZM6 145V144H5ZM11 145V144H10ZM43 146V144H41ZM51 145V144H50ZM62 145V144H61ZM67 145V144H66ZM69 145V144H68ZM78 145V144H77ZM83 145V144H82ZM99 145V144H97ZM104 145V144H102ZM101 145V146H102ZM106 145V144H105ZM166 145V144H165ZM169 145V144H168ZM199 145V144H198ZM197 145V146H198ZM218 145V144H217ZM2 146V145H1ZM57 146V145H56ZM65 146V144H64ZM74 146V145H73ZM73 146H71L72 148H74ZM80 146V145H79ZM86 146V145H85ZM84 146V147H85ZM89 146V145H88ZM91 146V145H90ZM89 146V147H90ZM92 146H95V145H92ZM91 146V148H92ZM176 146V145H175ZM185 146H186V142H185ZM188 146V145H187ZM186 146V147H187ZM228 146V145H227ZM235 146V145H234ZM247 146V145H246ZM6 147V146H5ZM22 147V146H21ZM27 147V146H26ZM54 147V146H53ZM67 147V146H66ZM70 147V148H71ZM77 147V146H76ZM75 147V149H76ZM107 147V146H106ZM179 146H177L178 148ZM185 147V148H186ZM188 147H191V146H188ZM187 147V148H188ZM209 147V146H208ZM212 146H210L211 148ZM225 149H226V144H225ZM238 147V146H237ZM42 148V147H41ZM48 148V146L46 147ZM59 148V151L60 150V147L58 145ZM64 148V147H63ZM86 148V147H85ZM99 148H100V145H99ZM200 148V146H199ZM199 148H196V146L194 148H191V150H185V149H181L183 152L181 154V160H183V164H182V170L183 172L181 171V167H180V173L182 174V177L185 175L186 177L193 174V164L195 163L196 161V155L198 154V151L196 152V150H199ZM202 148V147H201ZM200 148V149H201ZM231 148V147H230ZM244 148V147H243ZM242 148V149H243ZM248 148V147H247ZM247 148H245L247 150ZM49 149V148H48ZM56 149V148H55ZM55 149H52L53 151ZM88 149V148H87ZM170 149V148H169ZM180 149V148H179ZM205 149V148H204ZM234 149V148H233ZM243 149V150H245ZM66 150V148H65ZM74 150V149H73ZM83 150V149H82ZM81 150V151H82ZM99 150V149H98ZM102 150V149H101ZM104 150V149H103ZM180 150V151H181ZM203 150V149H202ZM228 150V149H226ZM225 150V152H226ZM241 150V149H240ZM256 150V149H255ZM8 151V150H7ZM38 151V150H37ZM41 151V149H40ZM56 151V150H55ZM85 151V149L83 150ZM88 151V150H87ZM106 151V150H105ZM230 151V149H229ZM233 151V150H232ZM242 151V150H241ZM240 151V153L242 155H244L243 157V160H242V156H238L240 157V159L242 161L238 162L237 158V163H234L235 161H232L230 160L231 162H233L234 164H236L234 167L230 166L231 164L229 163V166L227 165V163L229 162V160L227 159L225 162H223V166H226L227 168L230 167V168H235L236 171H239L240 172V175L242 173L247 172V171H244V169L248 170V172L246 173L245 178L241 177L240 178H243V179H239L237 180V177L238 175H235L236 173L234 172H230L229 174H234V176L236 177V180L240 182L238 184L237 181L235 180L234 182V191L231 193L234 195V198L236 200V202L234 201L233 203V206H230L228 205L229 208L232 207V209H226L224 210L225 211H228L227 213V216L229 215L230 217V220L232 221V219H234V225L235 227L233 226V224H229V222L227 221L228 225L232 226L233 228H230L229 226V230L226 232L224 230H226L224 228V230H222L224 233V235H226L225 237V240L223 239L221 241V239L217 241H221V242H218V244L213 241L215 240L213 238V241L212 243L210 242L209 244H214V245H209L207 243V246L209 245L210 246V249L207 250V253L211 254L209 256V254H205L204 251H202L201 248H199L202 252H204V257H206V259L201 256V258H204L205 260L201 261H197V264L199 262V264H243L245 262V259L254 251H263L264 250V170H262L261 168V164L258 162V159H259V154L260 152H258V150L256 152L252 151L253 152H248V151H243V153ZM3 152V151H1ZM10 152V151H9ZM58 152V151H57ZM70 152V151H69ZM67 152V153H69ZM75 152V151H74ZM89 152V151H88ZM92 152V151H91ZM107 152V151H106ZM120 152V151H119ZM171 152V151H170ZM224 152V153H225ZM7 153V152H6ZM12 153V152H11ZM48 152H46L47 154ZM75 153H80V152H75ZM83 153V152H82ZM103 154V152H101ZM118 153V152H116ZM133 153V152H132ZM177 153V152H176ZM181 153V152H180ZM4 154V153H3ZM41 154V153H40ZM44 154V156L46 155ZM55 154V153H54ZM53 154V155H54ZM63 154V153H62ZM64 154H65V151H64ZM71 154V153H70ZM88 153H86L87 155ZM96 154V153H95ZM203 154V153H202ZM215 154V153H214ZM227 154V153H225ZM240 154V155H241ZM38 155V154H37ZM57 155V154H56ZM90 155V154H89ZM92 155V154H91ZM97 155V154H96ZM95 155V156H96ZM106 155V154H105ZM129 155V154H127ZM171 155V157H169ZM224 155V154H223ZM222 155V156H223ZM236 155V154H235ZM9 156V155H8ZM33 156V155H32ZM40 156V155H39ZM38 156V157H39ZM51 156V155H50ZM62 156V155H61ZM60 156V157H61ZM75 156V155H74ZM78 156V155H77ZM82 156V155H81ZM99 156V155H98ZM104 156V155H103ZM117 156V155H116ZM168 158H169V162L167 163H171L172 161V165L174 164L173 163V160L174 162H177L175 161V159H172L170 161V158H173L174 156H172V154H169ZM227 156V155H225ZM234 156V155H233ZM10 157V156H9ZM43 157V156H42ZM86 157V156H85ZM97 157V156H96ZM120 157V156H119ZM128 157V156H127ZM133 157V156H132ZM210 157V156H209ZM216 157V156H215ZM214 157V158H215ZM66 158V157H65ZM72 158V157H71ZM73 158H76V157H73ZM102 158V157H101ZM118 158V157H117ZM199 158V157H198ZM212 158V157H211ZM219 158V157H218ZM233 158V157H232ZM9 159V158H8ZM79 159V158H78ZM82 159V158H81ZM85 159V158H84ZM100 159V158H99ZM180 159V154H179V158H178V161ZM221 159V158H220ZM234 160V159H233ZM166 161V160H165ZM168 161V160H167ZM201 161V159H200ZM199 161V162H200ZM223 161V160H222ZM12 162V161H11ZM219 162V161H218ZM6 163V162H5ZM181 163V161L179 162ZM197 164V163H196ZM176 165V164H175ZM181 165V164H180ZM179 165V166H180ZM171 166V165H170ZM210 166H213V164ZM222 166V164H221ZM166 167V166H165ZM168 167H169V164H168ZM175 167V166H174ZM177 167V165H176ZM167 168V167H166ZM172 168V167H170ZM212 168V167H211ZM54 169V168H53ZM68 169V168H67ZM220 169V168H219ZM70 170V169H69ZM67 170V171H69ZM175 170H178L175 168ZM218 170V169H217ZM225 170V169H224ZM228 170V169H227ZM231 170V169H230ZM52 171V170H51ZM63 171V170H62ZM179 171V170H178ZM229 171V170H228ZM53 172V171H52ZM75 172V170H74ZM63 173V172H61ZM71 173V172H70ZM206 173V172H205ZM209 173V172H208ZM222 173V172H221ZM220 173V174H221ZM68 174V173H67ZM171 174V173H170ZM175 174V173H174ZM219 174V173H218ZM223 174V173H222ZM228 174V175H229ZM75 175V173H74ZM166 175V173H165ZM168 175V174H167ZM177 175V174H176ZM216 175V174H215ZM224 175V174H223ZM172 176V175H171ZM170 176V177H171ZM174 176V175H173ZM205 176V175H204ZM227 176V175H225ZM230 176V175H229ZM228 176V177H229ZM169 177V175H168ZM169 177V178H170ZM177 177V176H176ZM185 177V179H186ZM190 177V176H189ZM215 177V176H214ZM233 177V178H235ZM173 177H171V182L174 180H172ZM179 178V177H178ZM219 178V176H218ZM225 178V177H223ZM202 179H204L202 177ZM206 179V178H205ZM208 179V177H207ZM222 179V178H221ZM226 179V178H225ZM224 179V181H225ZM231 179V178H229ZM169 180V179H168ZM177 180V179H176ZM181 180H184V179H181ZM233 180V179H232ZM180 181V179H179ZM178 181V182H179ZM185 181V180H184ZM196 181V180H195ZM201 181V180H200ZM217 181V180H216ZM222 181V180H221ZM230 181V180H229ZM234 181V180H233ZM232 181V182H233ZM166 182V181H165ZM175 182V181H173ZM183 184V181H180L179 183ZM189 182V181H188ZM199 181L197 180V183ZM203 182V181H202ZM215 181H213L214 183ZM227 184H228V181L226 180ZM224 182V183H226ZM170 183V181H169ZM218 183V182H217ZM223 182H221L220 185H222ZM168 184V183H167ZM166 184V185H167ZM177 184V182H176ZM170 185L172 186V184L170 183ZM194 185V183H193ZM214 185V184H213ZM212 185V186H213ZM218 184V186H220ZM169 186L170 188H173ZM180 186V185H178ZM184 186H187L184 184ZM202 186H203V183H202ZM205 186V185H204ZM210 186V184H209ZM208 186V188H209ZM217 186V185H216ZM224 186V185H223ZM222 186V187H223ZM176 187V186H175ZM189 187V186H188ZM221 187V188H222ZM228 187V186H227ZM230 187V186H229ZM228 187V188H229ZM190 188V187H189ZM195 188V187H194ZM232 188V187H231ZM178 189V188H177ZM176 189V190H177ZM193 189V188H192ZM230 189V188H229ZM228 189V190H229ZM166 190V189H165ZM171 190V189H170ZM173 190V189H172ZM188 190V188H187ZM210 190V189H208ZM225 190V189H224ZM231 191L233 189H230ZM181 191V190H180ZM183 191H186L184 188L182 190ZM197 190H195V196H194V199L197 198ZM203 191V190H202ZM221 191V190H220ZM223 191V190H222ZM227 191V190H226ZM173 192V191H172ZM201 192V191H200ZM212 192V191H211ZM213 192H216L215 190ZM229 192V191H228ZM185 193V192H184ZM188 193V192H186ZM226 193V192H225ZM228 193V196L229 194ZM169 194V193H168ZM194 194V193H193ZM214 194V193H213ZM218 194L217 193V197H218ZM190 195V194H189ZM211 195V194H210ZM222 195V194H221ZM169 196V195H168ZM174 195H172L173 197ZM178 196V195H177ZM185 196V195H184ZM188 196V194H187ZM202 196V195H201ZM223 196H226V195H223ZM222 196V197H223ZM227 196V197H228ZM165 198V196H163ZM171 198V196H169ZM189 197V196H188ZM191 198H193L192 196H190ZM210 197V196H209ZM217 197L215 196V199H217ZM220 197V196H219ZM163 198V201L166 199ZM179 198V197H178ZM182 198V197H181ZM204 198V197H203ZM169 199V198H168ZM167 199V200H168ZM180 199V198H179ZM189 199V198H188ZM205 199V198H204ZM208 199V198H206ZM210 199V198H209ZM222 199V198H221ZM156 200V199H155ZM171 200V199H169ZM177 200V199H176ZM182 200V199H181ZM180 200V201H181ZM184 200V199H183ZM211 200V199H210ZM227 200V199H226ZM233 200V199H232ZM166 201V200H165ZM179 201V202H180ZM200 202V205L203 204L201 203V200H198ZM209 201V200H208ZM220 201V199H219ZM222 201H225V200H222ZM170 202V201H169ZM169 202H166V206L168 205ZM172 202V201H171ZM170 202V203H171ZM179 202L176 201V203L178 204ZM183 204L180 205L182 206L181 207V211L180 213H184L186 214L188 211V209H191V201L190 200H185V201H181ZM213 202V201H212ZM173 203V202H172ZM224 203V202H223ZM226 203V201H225ZM228 203L230 204V202L228 201ZM175 204V203H174ZM173 204V205H174ZM176 204V206H177ZM199 204V203H198ZM218 204V202H217ZM204 205V204H203ZM212 205V204H211ZM214 205V204H213ZM220 205V204H219ZM227 205V204H226ZM165 206V205H164ZM179 206V207H180ZM197 206V205H196ZM224 206V204H222V207ZM175 207V206H174ZM206 207V206H205ZM211 207V206H210ZM216 207V206H215ZM168 208V207H167ZM170 208V207H169ZM195 208V207H194ZM221 208V206H220ZM219 208V209H220ZM157 209V208H156ZM173 209V208H172ZM196 209V208H195ZM202 209V208H201ZM207 209V208H206ZM215 209V208H214ZM217 209V208H216ZM225 209V208H224ZM171 210V209H170ZM174 210V209H173ZM176 210V209H175ZM204 210V208H203ZM156 211V210H155ZM184 211V212H183ZM200 211V210H199ZM211 211V210H210ZM217 211V210H216ZM220 211V213L222 212V214H225L223 213V210H218ZM217 211V212H218ZM173 212V211H172ZM190 212V211H189ZM197 212V211H195ZM194 212V213H195ZM216 212V213H217ZM206 213V212H205ZM215 213V212H214ZM161 214V212H160ZM202 214V213H201ZM208 214V213H207ZM205 214L207 217L208 215ZM158 215V214H157ZM204 215V216H205ZM217 216V214H215ZM214 216V218H216V216ZM220 215V214H219ZM153 216V215H152ZM175 216V215H174ZM223 216H226V215H223ZM183 218L184 215H179V218ZM188 217V216H187ZM201 217V216H200ZM205 217V221L207 220ZM218 217V216H217ZM222 217V216H220ZM172 218V217H171ZM178 218V219H179ZM185 218V217H184ZM190 218H192V216L190 215ZM210 218V217H209ZM219 218V217H218ZM225 218V217H224ZM174 219V218H173ZM187 219V218H186ZM201 219V218H200ZM177 220V219H176ZM198 221H200L199 219H196ZM202 220H204L202 218ZM212 220V219H211ZM221 220V219H219ZM229 220V221H230ZM168 221V220H167ZM170 221V220H169ZM204 222V221H203ZM219 222V221H217ZM222 222V220H221ZM220 222V223H221ZM169 223V222H167ZM165 222V225L167 224ZM201 223V222H200ZM212 223V222H211ZM225 225L227 223L223 222ZM232 223V222H231ZM173 224V223H172ZM195 224V223H194ZM218 224V223H216ZM215 224V226H216ZM168 225V224H167ZM187 225H189L187 223ZM203 225V224H202ZM205 225V224H204ZM203 225V227H204ZM207 225V224H206ZM208 225H210V222L208 223ZM223 226V227H228L227 225L226 226ZM169 226V225H168ZM167 226V227H168ZM192 226V224H191ZM197 226V225H196ZM212 226V225H211ZM190 226L188 227H185L186 229H188ZM219 227V226H218ZM216 227V228H218ZM221 227V226H220ZM162 228V227H161ZM166 228V227H165ZM184 228V229H185ZM192 228V227H190ZM201 228V227H200ZM199 228V230H200ZM211 229H213L212 227H210ZM220 229V228H218ZM217 229V230H218ZM223 229V228H222ZM202 230V229H201ZM204 230V228H203ZM208 230V229H207ZM216 230V231H217ZM172 231V230H171ZM185 231V230H184ZM206 231V230H205ZM209 231V230H208ZM206 231V232H208ZM215 231V232H216ZM221 231V229H220ZM221 231V232H222ZM160 232V231H159ZM199 232L201 231H198V234ZM214 232V231H213ZM214 232V233H215ZM218 232V231H217ZM182 233V232H180ZM204 233V232H203ZM209 233V232H208ZM210 233H212V231H210ZM209 233V234H210ZM212 233V234H214ZM197 234V233H196ZM207 234V233H206ZM205 234V235H206ZM150 235V234H149ZM171 235V234H170ZM186 235V234H185ZM217 234L215 233V236ZM165 236V235H164ZM180 236V235H179ZM183 236V235H182ZM200 236V235H198ZM196 236V237H198ZM204 236V235H203ZM209 235H207L208 237ZM212 236V235H211ZM210 236V237H211ZM220 236V235H219ZM218 236V237H219ZM222 236V234H221ZM185 237V236H184ZM183 237V238H184ZM188 237V238H187ZM186 238L187 239H191L192 238H189V236H187ZM194 237V236H193ZM207 237H205L207 239ZM217 237V236H216ZM164 238V237H163ZM181 238V237H180ZM185 238V239H186ZM200 238V237H198ZM204 238V237H202ZM209 238V237H208ZM173 240V239H172ZM175 240V239H174ZM183 240V239H182ZM202 240H205V239H202ZM210 240V238H209ZM193 241V240H192ZM196 241V240H195ZM200 240H198L199 242ZM180 242V241H179ZM178 242V243H179ZM190 243V241H188ZM171 243V242H170ZM186 243V241H185ZM203 243V242H202ZM200 243L202 246L203 245H206V244H202ZM206 243V242H204ZM182 244V243H181ZM197 244V243H195ZM165 245V244H164ZM172 245V243H171ZM179 245V244H178ZM187 245V244H186ZM189 245V244H188ZM166 246V245H165ZM183 246V244H182ZM199 246V245H198ZM205 246L206 248H209ZM180 247V245H179ZM188 246H186L187 248ZM192 247V246H191ZM193 247H194V244H193ZM197 247V246H195ZM200 247V246H199ZM205 247L203 248L204 250ZM174 248V247H173ZM184 248H185V245H184ZM183 248V249H184ZM161 249V248H160ZM176 249V248H175ZM198 249V250H199ZM211 253H210V251ZM173 251V250H172ZM178 251V250H177ZM176 251V252H177ZM209 251V252H208ZM183 252V251H182ZM174 253L173 255L175 256V252H172ZM180 253V252H179ZM194 253V251H193ZM197 253V251H196ZM199 253V252H198ZM197 253V254H198ZM181 254V253H180ZM179 254V256H180ZM161 255V254H160ZM177 255V254H176ZM182 255V254H181ZM194 255V254H193ZM196 255V254H195ZM200 255V254H199ZM198 255V256H199ZM183 256V255H182ZM181 256V257H182ZM209 256V257H208ZM155 257V256H154ZM180 257V259H181ZM208 257V258H207ZM183 258V257H182ZM190 258H194V257H190ZM177 259V258H176ZM155 260V259H154ZM192 260V259H191ZM88 261V260H87ZM175 261V260H173ZM183 261V260H182ZM181 261V262H182ZM195 261V260H193ZM86 262V260H85ZM92 262V261H90ZM189 262V261H188ZM88 263V262H87ZM176 263V261H175ZM173 263V264H175ZM180 263V261H179ZM190 263V262H189ZM194 263V262H192ZM196 264V263H195Z\"/></svg>",
	"mask_w": 264,
	"mask_h": 264
}]
</instances>
